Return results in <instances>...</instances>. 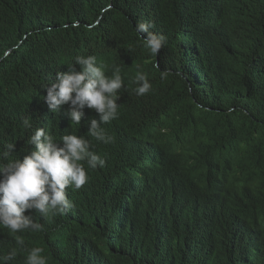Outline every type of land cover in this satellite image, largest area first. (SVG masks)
<instances>
[{
	"label": "trees",
	"instance_id": "trees-1",
	"mask_svg": "<svg viewBox=\"0 0 264 264\" xmlns=\"http://www.w3.org/2000/svg\"><path fill=\"white\" fill-rule=\"evenodd\" d=\"M141 21L167 38L156 55ZM79 55L121 70L108 144L88 136L94 109L73 125L42 100ZM40 127L85 136L105 165L66 188V214L26 211L39 230L0 227L8 264L34 247L47 264H264V0H0V148L22 158Z\"/></svg>",
	"mask_w": 264,
	"mask_h": 264
},
{
	"label": "clouds",
	"instance_id": "clouds-1",
	"mask_svg": "<svg viewBox=\"0 0 264 264\" xmlns=\"http://www.w3.org/2000/svg\"><path fill=\"white\" fill-rule=\"evenodd\" d=\"M147 22H138L135 31L141 36L143 47L156 55L166 44L167 38L150 30ZM9 51H7L8 53ZM67 71H57L54 80L43 86L46 95L42 100L52 113H58L62 105L67 104V116L73 125H80L84 116L83 109H94L99 120L89 118L88 136L108 144L112 137L106 134L102 125L116 119L119 115L117 100L124 87L120 68L113 69L111 76L106 74L107 66L97 62L94 55L76 56L68 63ZM75 65H79V70ZM167 72L161 73L164 79ZM133 83L135 93L143 96L149 93L152 85L143 73H137ZM25 129L32 127L28 118L22 119ZM60 143L55 136L44 128H36L28 139L33 146L22 158H13L15 144L8 143L0 148V227L11 233L27 230H39L40 225L34 222L28 210L48 214H66L72 203L66 196L69 186L80 189L88 181V168L103 167L105 159L91 150L90 140L76 134L63 135ZM15 242L23 247L25 241L16 236ZM42 249L34 247L27 252L25 264H47L41 255ZM17 255L16 250L0 256V264H8Z\"/></svg>",
	"mask_w": 264,
	"mask_h": 264
}]
</instances>
